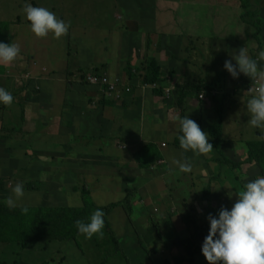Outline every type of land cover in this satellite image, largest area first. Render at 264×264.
<instances>
[{
	"label": "rangeland",
	"instance_id": "374dc122",
	"mask_svg": "<svg viewBox=\"0 0 264 264\" xmlns=\"http://www.w3.org/2000/svg\"><path fill=\"white\" fill-rule=\"evenodd\" d=\"M26 3L55 13L69 24V33L58 39L51 32L46 37L35 36L23 12ZM248 3L246 0H0V19L10 22L9 37L17 36L20 42L14 38L11 42L18 44L20 51L27 47L29 52L35 51L46 41L52 46L59 40L61 44L58 46L62 45L60 51L70 66H73L78 56L84 58V62L77 68L79 73H106L112 80L119 79L124 83L127 58L129 54H134V47L128 45L132 39L124 28L125 19L140 10V13L144 12L149 17L144 29L133 37L139 40L146 36L142 50L139 51L143 56L142 61L146 53L157 56L163 62L169 61V70L178 68L179 78L175 71L173 73L174 78L179 79L176 85L179 83L182 88H188L216 78L215 70H224V61L231 60V55H235L242 44L249 43L247 33L252 28L248 30L244 18L250 17L246 14L247 8L254 10L257 7L254 0H250L249 6L246 5ZM243 14L246 15L243 17ZM263 32L258 35V41H264ZM104 33H112L111 40ZM159 35L163 36L161 41L164 54L160 52L163 49L156 46ZM76 41L84 49H78L80 45ZM252 41V48L246 50L247 55L248 52L256 53L262 45ZM110 51L116 52V56H109ZM50 52L48 48L45 60ZM232 62L235 63L234 60ZM229 78L231 82L236 80L231 75ZM195 80L200 81L195 83ZM80 82H83V78ZM35 85L32 84L30 89H38ZM71 88L78 89L76 85ZM68 90L71 112L81 101L76 94L73 97V90ZM167 101L171 103V99ZM86 108L98 109V105L89 104ZM237 117L245 120V124L248 123V118H244L242 113H229L224 119L232 122L230 119ZM227 134L233 136L236 131L228 129ZM152 142L157 144L160 141L157 139ZM168 142L169 148L159 145L160 149L166 148L162 152L170 149L172 141ZM29 147L27 135L20 136L17 139L16 157L6 158L0 163V202L5 204L3 201L13 196L12 188L17 182L23 184L24 196L16 201V207L85 208V202L89 201L104 213V230L113 233L119 248L116 242L104 234H93L91 238H86L80 233L77 241L61 245L34 242L30 248L16 235L9 242H0V264H165L166 254L171 263L174 262L173 258H184L187 262L183 264H208L203 254L189 262L188 243L197 226L208 223L205 209L210 200L199 202V198L203 197L205 186L210 184L211 198L219 208H230L237 199L232 188H229L230 191L216 189L223 184L221 179L227 177L221 169H227L228 166L226 168L215 164L210 171L201 173L206 170L210 158L207 155L192 157L190 150L184 152L187 156L185 161L192 166L190 172H180L168 164L156 163L155 168L148 167L146 177L124 176L119 181L116 179V182H98L96 176H93L91 165V168H86V177L77 181L76 159L68 161V168L59 157L51 165V158L45 155L35 158ZM241 156L246 158L244 153ZM126 157L124 155L122 160L125 161ZM246 167L250 168L244 163L242 168ZM238 172L233 174L234 178L243 184L254 180L246 178L247 175L241 180ZM168 173H171L170 177ZM127 224L128 227L125 226ZM6 233L12 237L9 228H6Z\"/></svg>",
	"mask_w": 264,
	"mask_h": 264
},
{
	"label": "crops",
	"instance_id": "0c3cea01",
	"mask_svg": "<svg viewBox=\"0 0 264 264\" xmlns=\"http://www.w3.org/2000/svg\"><path fill=\"white\" fill-rule=\"evenodd\" d=\"M254 4L257 7L254 10H259L260 17H264V0H254ZM131 10L134 11V8L132 7ZM140 12L139 10L137 13H132V16H128L125 19L127 23L124 25L129 38L132 39L128 45L134 47L132 51L134 54H129L127 61L133 66V71L140 74L133 77V82L135 84V81L143 78L145 69L142 68L144 65L146 66L143 62L155 57L162 65L164 84L173 87L174 101L168 104V101L161 94L139 89V86L136 85V87L132 86V94L120 104L114 101L110 102L103 93L80 82L82 77L79 76L80 73L77 68L84 62V58L78 56L74 60L73 66H70V62L60 51L62 45L58 46L61 44L59 40H56L52 46H49L46 41L44 45H40L42 47L31 52L27 47L20 51L21 58L6 66H0V87L10 92L13 97V101L9 105L0 103V163L6 158L16 157L17 139H20L22 135H27L30 141L29 148L32 149L34 157L40 158L44 154L49 158L59 157L61 162L66 163L67 168L68 161L76 159L78 163L77 181L86 177V168L90 165L94 172L93 176H96L98 182H116V179L119 181L124 176L146 177L149 170L148 168L144 170L142 167L143 165L148 167L147 161L150 162L151 159L148 157L146 144L153 140L158 139L160 142H167L166 148H169L168 141L171 140L172 145L166 152H162L166 148H159L158 151L162 158L155 160L151 165L152 168H155L156 163H165L168 166L178 168L173 161H185L187 156L184 155L185 151L179 145L178 136L180 132L175 121L179 117L189 115V118L198 123L201 130L207 132L209 142L213 145V149L207 154H196L190 150L192 157L207 155L210 158L207 168L205 167L206 170L201 171V173H206L214 168L217 157H223L214 148L208 133V126L219 119L214 110L218 99L223 107L222 131L224 137L229 140L222 145L224 155L235 162L243 161L248 157L247 141L262 140L264 129L254 128L249 123L245 124L246 121L239 117L230 119L232 122H227L224 118L229 113L235 115L242 113L244 118L249 119L246 103L256 94L254 90L255 80L259 83L262 82L259 73L264 72V61L259 59V52L264 50V44L251 56L257 61V77L249 78L240 74L236 80L231 82V87L223 91L212 90L209 94L207 91H202V99H199V96L189 95L187 99L180 100L179 90L182 86L179 83L176 85L179 81L177 79L179 76L178 68L169 70L171 66L169 61L163 62L151 53H146L142 61L143 56L139 51L142 50L146 36L139 40L133 39V37L144 29L149 17L144 12L143 14ZM104 36L111 40L113 34L104 33ZM78 37L81 36L78 35ZM13 38L18 43L20 42L17 36ZM13 38H10L9 41L11 42ZM162 38L163 36L159 35L156 46L162 48L163 50L160 52L164 54ZM76 42L80 45L78 49H84L80 42ZM112 43H114L113 40ZM145 47L147 49V45ZM48 48L51 49V52L45 60ZM86 54L88 53L86 52ZM108 55L116 56V52L110 51ZM170 55L172 57L171 52ZM28 58L30 61H26ZM140 62L142 63L140 64ZM213 68L210 73H212ZM174 71L177 73L176 78H174ZM125 74L124 82L128 83L132 77L128 76L127 71ZM19 77L22 78L18 79ZM23 77L28 78V80ZM252 79H254V83L250 85ZM199 81L195 80V83ZM32 84H36L38 89L31 90ZM39 84H42V87H39ZM73 85H76L78 89H72L71 86ZM68 88L73 90V97L76 94L81 101L73 107L71 112ZM175 100H179L183 104L181 105ZM89 104L98 105V109L88 110L86 107ZM226 123L228 128H226ZM228 129L236 131V134L228 135ZM118 143L126 149H120ZM40 150L43 152L37 153ZM143 152H145L144 157H142ZM243 153L246 155L245 159L241 156ZM124 155L127 156L125 161L129 159L128 162L122 160ZM160 161L163 162L160 163ZM247 165L251 166L250 164ZM247 168H244L245 171L238 170L241 180L246 176ZM244 169L242 168V170ZM167 175L170 177L171 173ZM128 224L125 226L128 227Z\"/></svg>",
	"mask_w": 264,
	"mask_h": 264
},
{
	"label": "clouds",
	"instance_id": "9594fccd",
	"mask_svg": "<svg viewBox=\"0 0 264 264\" xmlns=\"http://www.w3.org/2000/svg\"><path fill=\"white\" fill-rule=\"evenodd\" d=\"M23 12L26 20L29 21L30 30L37 37H46L51 32L53 37L58 39L68 32L69 24L44 7H36L26 3ZM231 57V60L226 59L224 61L223 67L233 78H237L240 74L249 78L257 77V61L249 57L246 50L240 48ZM19 58L21 57L18 44L0 42V66H6ZM259 59L264 61V50L259 52ZM233 60L235 63L232 62ZM104 75L108 76L106 73ZM259 77L262 82L259 83L255 80L254 90L256 94L248 99L246 109L249 114L248 123L250 126L264 129V72H260ZM253 83L254 79L250 85ZM122 84L130 86L126 82ZM153 84L155 86H152ZM138 86L139 89L152 92L153 89L158 88L162 91L161 95L166 101L173 96V87L164 84V82L161 84L139 82ZM130 88L131 91L128 93L132 94L133 88L132 86ZM167 88H170L169 96L166 95L165 90ZM93 90L106 96L103 91L95 86ZM198 96L199 99L203 98L202 93ZM106 97L114 102H122L124 99V97L121 99ZM12 101L11 93L0 87V103L9 105ZM175 122L180 132L178 140L181 149L184 151L191 150L196 154H207L213 149L207 132L201 130L198 123L189 118V115L179 117ZM163 142L158 144L167 147V142H164L165 146L162 145ZM118 147L126 149L119 143ZM162 162L160 161V163ZM173 163L177 165L180 172L191 171L192 166L187 161L174 160ZM12 193L13 196H9L3 201L9 208H15L17 206L16 201L24 196L23 184L17 182L12 188ZM236 194L237 199L230 208L221 206L215 215L209 213L206 216L208 231L203 238L201 252L208 264H264V175L246 182L242 190ZM231 195L232 193L229 196ZM21 212L27 213L28 207H21ZM103 215L102 210L98 208L87 218V221L76 220L74 222L75 227L86 238H91L93 234L103 235Z\"/></svg>",
	"mask_w": 264,
	"mask_h": 264
},
{
	"label": "trees",
	"instance_id": "16d2710c",
	"mask_svg": "<svg viewBox=\"0 0 264 264\" xmlns=\"http://www.w3.org/2000/svg\"><path fill=\"white\" fill-rule=\"evenodd\" d=\"M250 3V0H246ZM246 4L249 6L250 4ZM259 13V10H258ZM256 14V11L250 10L247 8L246 14L249 15L247 19L244 18L248 30L252 28L251 31L247 33L248 37V44L244 43L241 45V48L244 50H248L252 48L250 45L252 40H255L256 42H259V44H264V41L261 42L258 41V35L261 34L262 28L264 29V17H260L259 14ZM243 14V17L244 15ZM255 15V16H254ZM259 16V17H258ZM127 23V21H126ZM9 26L10 22L8 21H1L0 20V41L9 43ZM4 33V35H3ZM264 37V34H263ZM248 55L251 57L254 54H251L248 52ZM142 69H145V74L143 75V78L133 82V77L135 75H140L139 72L133 71V66L130 65V62H128V66L126 67V71L128 72V76L132 77L127 85L136 87L139 82H145V83H159L161 84L163 82V69L161 63L155 58L151 57L148 59L146 66L144 65ZM217 77L214 78L211 81H205L201 82L198 85H192L188 88H180L179 94H180V100H185L189 95H195L198 96L202 91H207L208 94L211 93L212 90L214 91H223L224 89H227L231 87V79L230 74L227 72L226 69L224 70H215ZM84 72L80 73V77L83 78V83L87 85L89 88H94V85L90 84L87 81V75L84 74ZM97 73V72H95ZM161 94V90L158 88L153 89V92ZM124 99L126 100L129 94L124 90ZM167 99V98H166ZM169 99H171V103L174 101V97L171 96ZM178 101L181 105L183 104L179 100H175V102ZM112 102V100H110ZM215 112L218 114L219 119L214 124L208 126V133L210 135V138L214 144V148L220 152V154L223 157H217L215 163L219 166H228L227 169H221V171H225L227 177L221 179V182L223 183L220 187H216L217 190L222 191H230L229 188H232V190L236 193H239L243 188V183L240 182L237 178H234V175L238 170H242V164L247 163L251 166L250 168H247L246 170V178H256L257 176L264 175V137L262 140H249L247 141L248 145V157L240 162H235L232 159L227 158L224 155V152L222 151V145L223 143L229 141L227 138L224 137L222 127V117H223V107L219 102V99L217 100V104L214 107ZM148 152V157H150V162L147 161L148 167L150 166V163H154L155 160L162 158L159 150V144H153V142H149L146 144ZM156 151H151L154 150ZM43 150L38 151L37 153H41ZM145 151V152H146ZM145 152H143L142 157L145 156ZM45 155V154H44ZM34 157V156H33ZM139 157V156H138ZM35 158H39L36 156ZM52 162L51 165L57 162L56 157H51ZM225 164V165H224ZM217 166V169L219 168ZM146 165H143L142 169L146 170L148 168ZM216 176V175H215ZM130 177V176H128ZM217 177V176H216ZM232 186V187H231ZM212 194V187L210 184H207L204 189V194L202 198H199V202H203L204 200H210V203L208 204V207L205 209L206 215L209 213H212L215 215L217 211L220 209L216 204H214V200L211 198ZM86 207L85 208H53V207H33L28 208L27 213L21 212V207L16 208H9L2 202H0V242H9L8 240H11L14 238V236L17 237V239L21 240L23 244H25L26 247L30 248L34 242H40V244H49V243H59L60 245L63 243H67L69 241H77L79 232L77 228L75 227V221L76 220H84L87 221V218L96 210L98 207L89 201L85 202ZM202 205V204H201ZM201 207V206H200ZM100 209V208H99ZM104 214V213H103ZM103 219L105 220V215H103ZM105 222V221H104ZM6 228H9L11 231L12 237H9L6 233ZM103 234L111 239L112 241L116 242L113 236V233H108L102 229ZM208 231V223H205L203 226H197L196 231L193 235V237L190 239V242L188 243V252H189V262H193L196 260V257L199 255H202L201 252V244L203 241V238L207 234ZM116 247L119 248L118 243L116 242ZM119 250V249H118ZM169 255L167 257L166 254V263L165 264H183L187 261H185L184 258H173L172 262L168 260ZM1 264H8L6 262H1ZM46 264V263H42Z\"/></svg>",
	"mask_w": 264,
	"mask_h": 264
},
{
	"label": "built area",
	"instance_id": "2783aa9c",
	"mask_svg": "<svg viewBox=\"0 0 264 264\" xmlns=\"http://www.w3.org/2000/svg\"><path fill=\"white\" fill-rule=\"evenodd\" d=\"M87 81L103 91L109 98L121 99L124 97V90L126 92L131 91L130 86H125L119 79L112 80L109 76L104 74L89 73L87 75ZM152 86H155V84ZM165 91L166 95L169 96L170 88H167ZM162 145L165 146L166 144L163 142Z\"/></svg>",
	"mask_w": 264,
	"mask_h": 264
},
{
	"label": "bare ground",
	"instance_id": "6f19581e",
	"mask_svg": "<svg viewBox=\"0 0 264 264\" xmlns=\"http://www.w3.org/2000/svg\"><path fill=\"white\" fill-rule=\"evenodd\" d=\"M79 197V196H78ZM76 199V198H75Z\"/></svg>",
	"mask_w": 264,
	"mask_h": 264
}]
</instances>
